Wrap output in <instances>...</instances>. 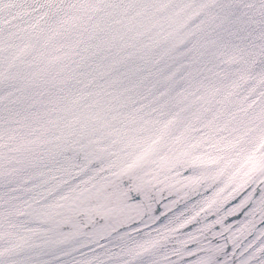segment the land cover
Instances as JSON below:
<instances>
[{
    "label": "snow or ice",
    "instance_id": "obj_1",
    "mask_svg": "<svg viewBox=\"0 0 264 264\" xmlns=\"http://www.w3.org/2000/svg\"><path fill=\"white\" fill-rule=\"evenodd\" d=\"M0 264H264V0H0Z\"/></svg>",
    "mask_w": 264,
    "mask_h": 264
}]
</instances>
